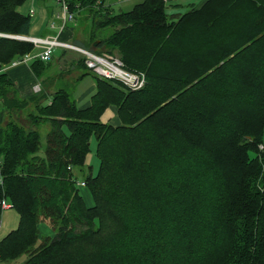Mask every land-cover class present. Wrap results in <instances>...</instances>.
<instances>
[{
  "label": "trees",
  "instance_id": "16d2710c",
  "mask_svg": "<svg viewBox=\"0 0 264 264\" xmlns=\"http://www.w3.org/2000/svg\"><path fill=\"white\" fill-rule=\"evenodd\" d=\"M24 1L0 0L1 34L27 37ZM64 1L88 19L83 47L145 83L93 75L79 109L61 88L20 99L0 73V211L19 217L0 262L264 264V0H203L177 16L163 0L118 14L99 10L105 0ZM31 50L0 37V72ZM49 61L30 66L41 86ZM109 106L118 126L100 121ZM39 223L53 235L39 237Z\"/></svg>",
  "mask_w": 264,
  "mask_h": 264
},
{
  "label": "rangeland",
  "instance_id": "374dc122",
  "mask_svg": "<svg viewBox=\"0 0 264 264\" xmlns=\"http://www.w3.org/2000/svg\"><path fill=\"white\" fill-rule=\"evenodd\" d=\"M109 1V0H107ZM201 0H168L165 2V7L167 8V10L170 8V6L174 5V4H179L180 8L179 11H183L185 10L189 4H193V5H198V3ZM112 4V13L116 14L117 12H122L125 11L128 7H122L120 9V5L119 7L117 5H115V3L113 2ZM48 12V14H50L51 12V16L47 17V15L45 14V10ZM17 10L20 12H24L21 13L24 16H29L30 18V22H31V31H30V36H32L31 38H38L40 36V34H36L33 33V29L39 28L42 32H46V31H51L52 33L58 34L59 33V29H57V26L54 27L53 30H50V24H55V16H61V11L60 8L56 2V0H46L44 3V6L42 5H38L36 3V0H25L23 2V4H21L19 7H17ZM30 11L33 12V15H29ZM38 17V19H37ZM74 21L75 23H77L78 25H75L74 28V34H73V43L80 46H84V43H86V37H87V32L89 29V23H88V19H83L81 18V16H76L74 17ZM68 22H66L67 24ZM49 29V30H48ZM106 33V30H105ZM38 36V37H36ZM0 37L1 38H8V39H14V40H18L15 39L17 38V36L15 35H9V34H1L0 33ZM20 41H25V40H20ZM27 42V41H25ZM33 48V46H32ZM34 50L32 52L35 51V48H33ZM84 49V48H83ZM85 50H88L90 52H94L92 49H88L87 47L85 48ZM96 53V52H94ZM60 52L56 50L53 51L50 61L47 65L44 66H40L41 68L40 71L43 73V76L48 79L46 81V84L44 86H41V82L43 80H45L43 77H39L36 78V83L38 84L37 90L35 91V93H37L38 91H42L45 93V91H47V93H51L54 92L55 90L61 88L63 90H65L66 92H68V94H70L71 98L74 100L75 104L77 107H81L85 100H88L90 95L93 93L94 89V79H93V74H91L88 70H86L83 67V63L82 66L78 65L77 61L81 58V56L79 54H75L73 52H67L63 54V57L61 59H57V57L59 56ZM57 59V60H55ZM77 63V64H76ZM31 66V64H30ZM83 74H85L83 76ZM80 75H82L80 78H78ZM29 76V75H28ZM13 88V87H12ZM46 88V89H45ZM34 90V88H33ZM83 93H86V96H84L81 102L76 103V97L82 95ZM31 96V95H30ZM19 97V96H18ZM20 98V97H19ZM28 97L24 98L27 99ZM47 102L48 99H44L43 101ZM28 111H31L32 108L31 106L28 104L26 106V108ZM34 111V110H33ZM25 112L23 111V113L19 114V118L17 119L18 122H21V118L25 117ZM43 141V139H42ZM94 139H90V145H89V154L87 156V164L90 166V174L93 176L96 174L97 170H98V160L95 157L94 154ZM80 193L84 196L86 193L83 191V188L80 187ZM86 199H88V202L90 201L88 197H86ZM50 234V233H49ZM47 234V235H49ZM24 259V256L20 257L19 259L13 261V262H0V264H19L20 261H22Z\"/></svg>",
  "mask_w": 264,
  "mask_h": 264
},
{
  "label": "crops",
  "instance_id": "0c3cea01",
  "mask_svg": "<svg viewBox=\"0 0 264 264\" xmlns=\"http://www.w3.org/2000/svg\"><path fill=\"white\" fill-rule=\"evenodd\" d=\"M45 1L46 0H36V3L38 5L44 6ZM139 1L140 0H109V1L105 0L104 3L102 4V9L100 8L99 10L101 12H103V10H106L109 14H114V13H112V9H111L112 5H114V4H112L113 2L118 7L120 5V9L122 7H128L125 10V11H127L132 7V5H134L135 3L139 2ZM202 1L203 0H201L198 4H200ZM56 2L60 8V4L58 3L57 0H56ZM189 5H193V4H189ZM179 8H180L179 4H174V5L170 6V8L168 10L166 8V12L170 15L177 16L186 10L185 9L181 12V11H179ZM44 10H45V14L47 15V17L51 16V12H50V14H48L46 9H44ZM60 11H61V9H60ZM17 12H19L20 14L24 13V12H20L18 10H17ZM122 12H124V11H122ZM118 13H120V11L117 12L116 14H118ZM37 19H38V17H37ZM66 22H68V23L66 24ZM55 26H57V29H59L58 34L52 33L51 31L40 32L41 30L39 28L33 29V33H36V34L41 33L39 37L36 36L38 38H50V37L54 36V37H57V39L59 41H63V42H66V43H69L72 45H76L72 41L73 40V34H74V28H75V21L73 20V18L71 20H66L65 22H62L61 16L56 15L55 16V24H50V28H51L50 30H53ZM30 31H31V22H30V28H29L27 37H32L29 34ZM77 46L85 49V47H83V46H80V45H77ZM33 48L28 54V57H29L28 60L21 62V63H18V64L13 65V66L4 65V67L1 69V72H0V73H3L6 76V78L11 82L17 96H19L20 99L30 97V95L34 94L35 92H34L33 88H34V86L38 85L36 83V80H35L36 77L33 75V73L30 70V64L34 61L33 59H31V57L34 56L39 51V49L35 48V51L32 52L34 50ZM88 49H90V48H88ZM57 51L60 52L57 59H61L63 57L64 53L69 52L68 50H62V49H57ZM75 54H77V53H75ZM57 59H55V60H57ZM93 89H94V86H93ZM84 96H86V93H83L82 95L76 97V100H75L76 103L81 102L83 100L82 98ZM89 101H90V97L88 100L81 102L83 104H81L82 106L78 107V108L84 109V108L88 107ZM2 109L3 108H1V103H0V122L2 121V114H3ZM100 121L104 122V123L105 122L109 123L110 125H112L114 127L118 126L119 121H118L117 116H116L115 107L109 106L100 116ZM87 196H88L87 194L84 195V197H87ZM85 200H86V202H85ZM84 202L87 203L88 199H84ZM90 203H91V201H89L87 204H90ZM4 206L5 207H2V209L0 211V240L6 234H8L10 231L14 230L17 227L18 220H19L18 214L13 209H11L6 204H4ZM36 228H37L39 237H41V236L51 237L53 235L52 230L46 224L39 223V224H37ZM47 234H49V235H47ZM22 261H20L19 264ZM11 262H13V261H11Z\"/></svg>",
  "mask_w": 264,
  "mask_h": 264
},
{
  "label": "built area",
  "instance_id": "2783aa9c",
  "mask_svg": "<svg viewBox=\"0 0 264 264\" xmlns=\"http://www.w3.org/2000/svg\"><path fill=\"white\" fill-rule=\"evenodd\" d=\"M60 4L61 9V20L65 22L66 20L72 19V14L68 11L66 2L64 0H57ZM166 1V0H163ZM33 12L30 11L29 15ZM18 40H25L20 36H17ZM32 44L34 48L39 49V51L31 57L33 60H39L41 62H46L50 59L53 51L55 49L68 50L77 53L82 58L83 66L91 74L97 78L114 81L119 83L122 87L129 91H136L143 87L145 83V77L142 72H130L124 69L118 58L107 54V53H92L76 45H72L63 41H59L57 37L50 38H31L27 37L25 40ZM29 54V53H28ZM28 54L24 55L20 59H13L11 62L5 65L13 66L18 63L24 62L29 59ZM4 67L2 65L1 69ZM37 85L34 86V92L37 90ZM79 187L83 186L82 182H78ZM1 207H5L4 203H1Z\"/></svg>",
  "mask_w": 264,
  "mask_h": 264
},
{
  "label": "water",
  "instance_id": "95a60500",
  "mask_svg": "<svg viewBox=\"0 0 264 264\" xmlns=\"http://www.w3.org/2000/svg\"><path fill=\"white\" fill-rule=\"evenodd\" d=\"M15 39H16V38H15ZM20 40H21V39H20ZM95 44H96V42H93V43H92V47H94V46H95Z\"/></svg>",
  "mask_w": 264,
  "mask_h": 264
},
{
  "label": "bare ground",
  "instance_id": "6f19581e",
  "mask_svg": "<svg viewBox=\"0 0 264 264\" xmlns=\"http://www.w3.org/2000/svg\"><path fill=\"white\" fill-rule=\"evenodd\" d=\"M22 38L25 39V40L27 39V37H22Z\"/></svg>",
  "mask_w": 264,
  "mask_h": 264
}]
</instances>
